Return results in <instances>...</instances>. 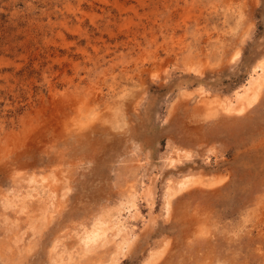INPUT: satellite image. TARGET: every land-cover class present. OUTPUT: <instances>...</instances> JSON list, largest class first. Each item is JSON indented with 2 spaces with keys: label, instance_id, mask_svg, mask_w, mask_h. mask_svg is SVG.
Wrapping results in <instances>:
<instances>
[{
  "label": "rangeland",
  "instance_id": "obj_1",
  "mask_svg": "<svg viewBox=\"0 0 264 264\" xmlns=\"http://www.w3.org/2000/svg\"><path fill=\"white\" fill-rule=\"evenodd\" d=\"M262 57L264 0H0V264H57L103 219L75 264H146L162 239L152 264H264V88L242 116L206 113ZM171 145L191 159L166 166ZM188 174L223 182L179 192L166 218ZM132 176L155 190L129 210Z\"/></svg>",
  "mask_w": 264,
  "mask_h": 264
},
{
  "label": "bare ground",
  "instance_id": "obj_2",
  "mask_svg": "<svg viewBox=\"0 0 264 264\" xmlns=\"http://www.w3.org/2000/svg\"><path fill=\"white\" fill-rule=\"evenodd\" d=\"M240 56H241L240 51L238 50L235 51L230 58V62L234 63L238 61ZM186 71L194 75H201L203 72V68L197 64H188L186 66ZM168 72H169L168 69H165L163 71V73L166 75L168 74ZM152 76L154 80H158L161 76V72L156 71L152 74ZM263 88H264V57H262L254 66L253 70L250 73L248 82L245 85L241 86L239 89H237L233 93V95H230L229 97H226L223 99L222 98L219 99L218 97H215L213 100H210L207 102V112H206L207 116L211 117V115H214V114L216 115L218 112H223L224 114L232 115V116H242L249 110V108H251L258 101ZM198 92H199L200 100L209 98V92H207V90L204 87H200L198 89ZM75 123L78 125V127H81L82 125L80 122V118H76ZM191 157L192 155L190 152H183L182 150L171 145V148L168 151V154L165 158V165L166 166H176L177 164L190 160ZM211 157L212 156L210 154L207 155V160L210 161ZM140 167H141L140 165L136 166L137 169ZM20 178L23 180L26 179V177L23 174L20 175ZM132 178H133L132 182H130V184L127 185L126 187L127 189L124 191L125 196L127 197V200H128L125 203V208L129 210L137 209L139 202L153 195V192L155 190V186L153 185V183H151L147 187H144L143 180L137 179L134 176H132ZM45 181H46V178L44 176L38 178L37 180L38 183H44ZM221 182H223V177L222 178L212 177L209 179H203L198 174L196 175L188 174V175H185L180 180H176L174 182L172 181L168 182L169 184L167 183L168 186L166 190V199L164 202L166 213H167L166 218H168L169 213H170L171 199L175 195H177L179 192H182V191L188 190L191 187L200 186V185L213 188L215 186L220 185ZM52 185L54 184L48 183L47 185H44V186H46L49 192L54 193L55 186H52ZM52 195H50V197ZM49 205L50 207L48 211L50 215L56 213V211L59 210V207H60L59 201L53 200L52 203L51 202L49 203ZM48 211L46 210V213ZM109 223H111L110 220L107 221L103 219V221H101V223L98 225L97 229L94 232H90L88 231L89 229H86L87 232H85L84 235L82 234L83 236H81L80 238L82 245L79 248H77L78 250L71 256L70 254L64 255L62 253L63 251H61L62 246L57 243L58 245H56L55 248H53L54 249L53 254H52L53 261H55V263L57 264H75L76 261H79L80 263L89 262L93 258V257L92 258L90 257L91 249L93 247L92 244H94V242L96 241V238H97V241L98 240L102 241V238H104L105 232L107 230V228H104V224L107 225ZM102 228H104V230L102 231V233H99L98 229L101 230ZM165 242H166V239L160 240L158 244L154 247V249L151 250L149 258H148V262L146 264H152L155 261V259L158 260L157 257L159 256V253L162 251V248L165 245ZM130 245H131V240L129 238H124L121 242L116 244L115 253L114 255L111 256L109 263L111 262L118 263L119 260L122 257H124L125 252L127 248H129Z\"/></svg>",
  "mask_w": 264,
  "mask_h": 264
}]
</instances>
